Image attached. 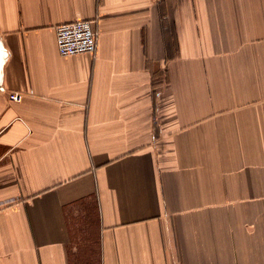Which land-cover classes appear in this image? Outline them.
Here are the masks:
<instances>
[{"label": "crops", "instance_id": "0c3cea01", "mask_svg": "<svg viewBox=\"0 0 264 264\" xmlns=\"http://www.w3.org/2000/svg\"><path fill=\"white\" fill-rule=\"evenodd\" d=\"M0 42V264H264V0H0Z\"/></svg>", "mask_w": 264, "mask_h": 264}, {"label": "built area", "instance_id": "2783aa9c", "mask_svg": "<svg viewBox=\"0 0 264 264\" xmlns=\"http://www.w3.org/2000/svg\"><path fill=\"white\" fill-rule=\"evenodd\" d=\"M55 43L61 56L90 53L96 47V32L90 20L61 23L55 26ZM0 90H3L2 86ZM8 98L17 102L22 98V94L12 92L8 94Z\"/></svg>", "mask_w": 264, "mask_h": 264}, {"label": "water", "instance_id": "95a60500", "mask_svg": "<svg viewBox=\"0 0 264 264\" xmlns=\"http://www.w3.org/2000/svg\"><path fill=\"white\" fill-rule=\"evenodd\" d=\"M5 57H6V51L0 42V83H1V66H2V63L5 59ZM0 86H1V84H0Z\"/></svg>", "mask_w": 264, "mask_h": 264}]
</instances>
